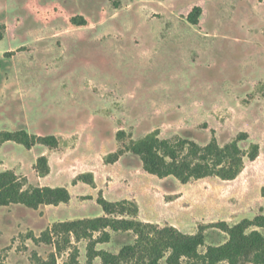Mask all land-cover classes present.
Segmentation results:
<instances>
[{"label": "rangeland", "instance_id": "374dc122", "mask_svg": "<svg viewBox=\"0 0 264 264\" xmlns=\"http://www.w3.org/2000/svg\"><path fill=\"white\" fill-rule=\"evenodd\" d=\"M197 5L194 25L187 16ZM75 15L87 24H71ZM1 25L0 131L54 134L60 144L27 149L6 141L0 172L24 177V188L64 186L73 198L37 209L0 206V264L52 254L56 264H100L88 258L90 237L61 234L59 249L41 239L54 223L103 215L100 193L136 203L138 220L202 231L201 254L227 240L220 223L264 215V0H0ZM242 132L240 147L257 144L259 155L245 158L233 180L159 178L129 149L151 136L223 145ZM40 155L45 175L34 168ZM110 233L96 249L118 253L135 240L132 232Z\"/></svg>", "mask_w": 264, "mask_h": 264}, {"label": "trees", "instance_id": "16d2710c", "mask_svg": "<svg viewBox=\"0 0 264 264\" xmlns=\"http://www.w3.org/2000/svg\"><path fill=\"white\" fill-rule=\"evenodd\" d=\"M202 8L194 6L187 19L191 24H199ZM76 26L87 24L81 15L70 18ZM0 28V39H2ZM10 52H7V55ZM121 134L118 131L117 136ZM248 138L247 133H239L235 139L220 145L214 138L204 145L178 137L175 139L148 137L140 142L132 143L130 150L142 162V169L159 178L172 176L182 183L191 180L217 176L222 180H233L242 171L244 159L255 160L259 155V145L254 144L249 151L240 147L239 142ZM6 141H14L31 149L36 144H42L51 150H56L60 137L54 134L34 135L21 128L14 131H0V147ZM123 150H118L107 158L108 163L116 162ZM35 170L42 174L49 172L46 155H40L34 164ZM79 179L91 184V175H80ZM26 179L18 176L13 170L0 172V206L22 204L37 209L41 205L66 204L71 200L70 191L64 186H37L24 188ZM101 206L103 215L82 218L73 221L54 223L51 228L41 234L42 241L56 245L54 239L61 234L73 233L78 237H90L88 258H99L100 264H117L121 261L130 264H183V259L202 258L207 264H217L226 261L228 264H264V234L259 230L264 228V215L253 219L244 218L229 226L220 223L219 227L227 233V240L219 245H209L203 254L199 247L204 245L205 237L202 231L196 234L181 232L176 227L144 222L136 219L138 207L136 203L124 199L110 201L100 193L96 199ZM112 232H132L135 235L133 243L123 245L118 253L105 249H96L98 243L108 242ZM99 235L93 239V234ZM67 241V238L65 239ZM35 264H56L54 255L49 260H37Z\"/></svg>", "mask_w": 264, "mask_h": 264}, {"label": "crops", "instance_id": "0c3cea01", "mask_svg": "<svg viewBox=\"0 0 264 264\" xmlns=\"http://www.w3.org/2000/svg\"><path fill=\"white\" fill-rule=\"evenodd\" d=\"M71 195H72V194H71ZM72 198H73V195H72V197H71V200H72ZM71 200H70V201H71Z\"/></svg>", "mask_w": 264, "mask_h": 264}]
</instances>
